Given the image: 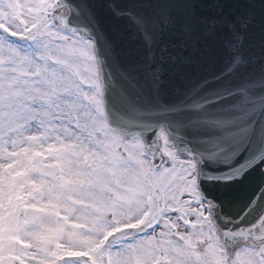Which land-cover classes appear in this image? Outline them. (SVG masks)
Segmentation results:
<instances>
[{"label":"snow or ice","instance_id":"6c2138e0","mask_svg":"<svg viewBox=\"0 0 264 264\" xmlns=\"http://www.w3.org/2000/svg\"><path fill=\"white\" fill-rule=\"evenodd\" d=\"M110 11L149 44L169 20ZM242 44L139 103L86 0H0V264H264V64L242 72Z\"/></svg>","mask_w":264,"mask_h":264},{"label":"water","instance_id":"95a60500","mask_svg":"<svg viewBox=\"0 0 264 264\" xmlns=\"http://www.w3.org/2000/svg\"><path fill=\"white\" fill-rule=\"evenodd\" d=\"M113 2H122L121 8L134 7L145 16H154L166 7L168 23L152 35L151 44L139 33L133 38L134 29L128 20L117 18L110 11ZM92 6L97 26L114 40L116 59L129 72L136 87L122 83L132 89L139 103L152 98L153 83L158 84L157 94L162 102L177 103L184 99L193 85L205 79L199 72L202 60H206V79L218 73L219 66H224L228 58L217 47H224V42H202L217 29L225 40L238 33L243 37L241 51L245 60L250 63V56L259 53L257 60L264 64V0H95ZM154 75L159 80L151 79L146 84ZM256 182L253 177L235 184L229 189L232 200L242 206L254 194ZM208 192L215 194V189L208 185ZM225 210L235 218L236 208L229 206Z\"/></svg>","mask_w":264,"mask_h":264}]
</instances>
